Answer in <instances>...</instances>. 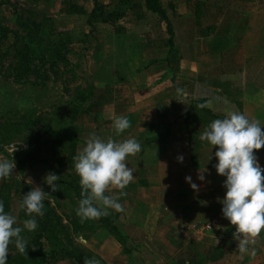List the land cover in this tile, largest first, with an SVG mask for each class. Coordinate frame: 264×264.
Returning a JSON list of instances; mask_svg holds the SVG:
<instances>
[{"label": "crops", "instance_id": "1", "mask_svg": "<svg viewBox=\"0 0 264 264\" xmlns=\"http://www.w3.org/2000/svg\"><path fill=\"white\" fill-rule=\"evenodd\" d=\"M174 11L194 21H171L173 53L164 21L133 22L146 33L129 29L130 21L98 24L106 55L99 56L93 93L81 115L97 125L91 133L105 141L135 138L142 151L127 158L135 179L123 190L126 195L119 196L117 189L106 192L119 197L124 211L103 217L108 225L97 247L137 256L128 264H264V232L250 246L255 255L236 250L235 228L223 218L219 203L226 190L225 177L214 167L216 148L199 139L227 110L264 126V12L240 21H200L188 4ZM145 56L147 65L140 67ZM170 74L173 81L165 79ZM163 86L169 95L159 99L155 91ZM195 101H205L215 117ZM120 116L131 127L116 136L112 123ZM181 155L183 163H178ZM255 155L262 166L264 148ZM188 176L198 190L186 182ZM215 219H222L218 244L212 235L193 229Z\"/></svg>", "mask_w": 264, "mask_h": 264}, {"label": "rangeland", "instance_id": "2", "mask_svg": "<svg viewBox=\"0 0 264 264\" xmlns=\"http://www.w3.org/2000/svg\"><path fill=\"white\" fill-rule=\"evenodd\" d=\"M162 1L170 21H194L182 20L174 11L176 5L184 4L194 12L200 10V21H240L264 12V0ZM99 3L108 11L113 8L112 0ZM94 7V0H0V160L16 164L11 178L0 180V200L22 226L29 218L19 208L23 195L37 186L51 195L45 200V215L37 217L38 229L22 233L28 240L27 254L21 255L10 245L8 264H84L85 258H96L100 264H128L129 259L137 260L107 243V248L97 247L103 226L108 225L103 217L82 223L76 215L81 187L73 158L97 127L81 112L93 93L94 72L103 59L99 56H105L107 49L99 40V23L94 29L89 24ZM123 21H130L129 29L146 33L144 26L135 28L133 22L164 19L147 12L144 0H134ZM147 58H141L138 65L146 66L143 59ZM165 79L173 81L171 74ZM155 93L159 99L169 95L164 86ZM26 158L29 162L24 168ZM49 172L60 176L59 191L54 193L43 182ZM54 241L77 259L57 248L55 260L46 261L45 253L50 255V248L57 247Z\"/></svg>", "mask_w": 264, "mask_h": 264}, {"label": "clouds", "instance_id": "3", "mask_svg": "<svg viewBox=\"0 0 264 264\" xmlns=\"http://www.w3.org/2000/svg\"><path fill=\"white\" fill-rule=\"evenodd\" d=\"M130 127L131 122L124 116L117 117L112 123L116 136H121ZM199 139L212 149L216 148L214 167L217 175L225 177L223 187L226 190L219 203L222 204L223 218L235 228L232 238L237 242L236 250L242 255H255L250 246L264 232V167L255 155L264 148V126L238 110H227L226 117L213 120L200 133ZM141 151L142 146L135 138L119 142L109 138L105 141L95 132L90 134L86 146L73 158L81 187L76 215L82 223L106 217L112 211H124L119 197L106 195V192L117 189L119 196L126 195L123 190L135 179L127 158ZM183 160L182 155L177 157L178 163ZM15 167L14 160H0V180L11 178ZM59 179L60 176L49 172L43 182L54 193L59 191ZM198 179L204 181L205 176L200 175ZM185 180L193 190H198L191 176ZM49 196L39 186L23 195L19 208L29 218L23 220L22 226L17 224L15 215L5 211L4 202L0 200V264H8L10 245L21 255L27 254L28 240L22 233L38 229L37 217L45 215V200ZM84 264H100V260L85 258Z\"/></svg>", "mask_w": 264, "mask_h": 264}, {"label": "trees", "instance_id": "4", "mask_svg": "<svg viewBox=\"0 0 264 264\" xmlns=\"http://www.w3.org/2000/svg\"><path fill=\"white\" fill-rule=\"evenodd\" d=\"M95 7L93 8L92 12L89 15V24L94 29L97 23H103V24H111V25H117L121 21L125 20L127 16L129 15V12L134 6V0H112L113 8L112 10H107V8L99 3V0H94ZM145 6L148 11L158 14L163 17L164 22L168 26V33L170 35L169 40V46L170 51L173 53L175 51V34L173 30L172 23L170 21V18L168 16V12L166 11L163 1L162 0H144ZM196 13L199 15L200 10L196 9ZM196 102V101H195ZM198 105H205V101H197ZM204 111L211 114L213 117H215L206 107H203ZM216 119H223L219 117H215ZM29 159L26 158L22 165L25 168L28 164ZM46 233H51L49 229H46ZM53 233V232H52ZM49 236V235H47ZM47 239V238H46ZM55 242V241H54ZM38 243L42 245L41 238L38 239ZM57 247H51L50 249L52 252H50V255L45 253V259L48 261L52 258V260H55L54 251L57 248H61L63 251V254L70 257L71 259H77L74 257L70 252H68L67 247L63 246L61 243L59 245L58 242H55ZM53 244V242H52ZM43 252V249H41ZM46 264V263H44Z\"/></svg>", "mask_w": 264, "mask_h": 264}, {"label": "built area", "instance_id": "5", "mask_svg": "<svg viewBox=\"0 0 264 264\" xmlns=\"http://www.w3.org/2000/svg\"><path fill=\"white\" fill-rule=\"evenodd\" d=\"M262 167H264V164L262 165ZM221 224H222V219H215L206 224L195 226L193 227V229L199 232H202V235L204 234L212 235L214 238V242L218 244L220 242L219 231H220Z\"/></svg>", "mask_w": 264, "mask_h": 264}]
</instances>
